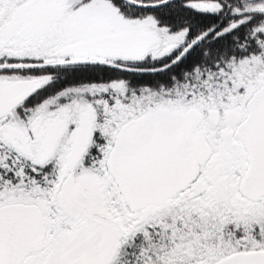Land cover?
<instances>
[{"label":"snow or ice","instance_id":"6c2138e0","mask_svg":"<svg viewBox=\"0 0 264 264\" xmlns=\"http://www.w3.org/2000/svg\"><path fill=\"white\" fill-rule=\"evenodd\" d=\"M0 264H264V0H0Z\"/></svg>","mask_w":264,"mask_h":264}]
</instances>
